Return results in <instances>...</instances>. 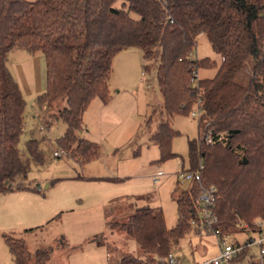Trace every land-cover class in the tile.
<instances>
[{
	"label": "trees",
	"instance_id": "1",
	"mask_svg": "<svg viewBox=\"0 0 264 264\" xmlns=\"http://www.w3.org/2000/svg\"><path fill=\"white\" fill-rule=\"evenodd\" d=\"M202 33L223 59L213 77L195 73L214 64L192 57ZM127 48L142 50L146 71L156 68L164 111L200 113L199 136L188 141L189 168L204 164L203 184L218 189L214 227L238 237L240 222L264 219V0H0V193L28 177L31 159L43 160L38 139L27 140L29 156L19 147L27 102L9 70V53H43L46 89L37 103L67 125L57 143L84 164L101 154L99 143L84 135L85 111L97 98L111 102L114 57ZM179 133L167 121L158 124L150 136L158 161L177 156L172 140ZM200 187L191 182L179 193L172 227L163 209L151 206L109 222L145 254L125 255L119 264H151L198 233L191 221ZM7 242L15 263L46 264L50 257L51 249L32 255L23 238Z\"/></svg>",
	"mask_w": 264,
	"mask_h": 264
},
{
	"label": "rangeland",
	"instance_id": "2",
	"mask_svg": "<svg viewBox=\"0 0 264 264\" xmlns=\"http://www.w3.org/2000/svg\"><path fill=\"white\" fill-rule=\"evenodd\" d=\"M37 54L42 58L45 90L44 55L40 51ZM192 57L214 61L213 66L198 68L199 78L213 77L223 60L205 33L198 36ZM11 60L12 57L9 67ZM145 62L139 48L124 49L114 57L111 102L96 111V104L102 102L97 98L91 111L84 114L89 129L84 135L99 143L101 154L84 164L67 150L61 157L54 156V151L64 148L57 139L67 125L52 120L49 115L54 110L39 105L37 94H25V131L19 147L29 156L27 140L38 139L43 160L31 159L28 177L19 179L13 190L0 193V264H15L7 237L23 238L32 255L39 248L51 249L46 264H119L125 255L145 256L134 239L109 224L115 219H127L141 206L162 208L167 225H175L177 196L191 186L178 175L190 167L188 141L199 136L198 116H171L164 111L156 68L146 71ZM163 120L180 133L172 140L177 156L158 161L160 150L151 143L150 136ZM159 171L164 174L154 182ZM116 177L122 180H112ZM21 185L29 188H17ZM45 207L57 212L43 221L39 216ZM42 213L44 216L46 211ZM248 236L242 233L238 237L244 240ZM218 251L216 235L194 231L184 236L174 253L186 264H209L205 262ZM225 264H261L259 248L253 246L244 259Z\"/></svg>",
	"mask_w": 264,
	"mask_h": 264
},
{
	"label": "built area",
	"instance_id": "3",
	"mask_svg": "<svg viewBox=\"0 0 264 264\" xmlns=\"http://www.w3.org/2000/svg\"><path fill=\"white\" fill-rule=\"evenodd\" d=\"M197 78L198 72L195 71ZM193 116H199V112H193ZM207 141L211 140V136L207 135ZM66 151L64 148H60L54 151L55 157H61L65 154ZM204 164L200 162L197 168H184L182 172L178 175L179 179H182L187 182H196L201 187L199 189L198 195L196 197L198 214L197 217L192 219L191 223L195 230L199 234H214L218 237V254L213 258L207 260L205 263L209 264H225L231 263L235 259L239 258L245 250H249L253 246L259 248V253L261 257V264H264V219L257 218L254 221V225L251 226L248 222H240L238 226L244 233H248L249 236L247 239H240L236 234L232 233H221L218 229L214 227L217 217L215 215V204L217 200V191L218 189L214 185H204L202 170ZM164 174L163 171H159L154 175V182H157ZM232 239V241H230ZM18 264V263H15ZM151 264H186L181 259L175 256L174 251L170 252L168 255L160 256L156 259L155 262Z\"/></svg>",
	"mask_w": 264,
	"mask_h": 264
},
{
	"label": "crops",
	"instance_id": "4",
	"mask_svg": "<svg viewBox=\"0 0 264 264\" xmlns=\"http://www.w3.org/2000/svg\"><path fill=\"white\" fill-rule=\"evenodd\" d=\"M15 51L16 50L11 51L9 53V58L12 57V60H11L12 65L11 67L9 66L8 67L14 79L17 81L24 98H25V94L26 95L29 93L39 94L43 92L44 91V82L42 80L43 68H42V58L40 54H37V52L31 53L27 51L26 49H24V51H21V50H18V52L17 51L15 52ZM44 61H45V57H44ZM96 105H97V109H96L97 111L100 105L102 106L106 104H104L103 102H100L99 104H96ZM90 106L87 109L88 111H91ZM102 114L104 115V113ZM24 131H25V127H24ZM88 132H89V129H88ZM44 211H46V214L42 216L43 214L42 212ZM44 211L42 210L39 216L40 218L41 217L43 218V221L48 220L49 218L53 217L56 214L57 209L53 207H45ZM248 254L249 253H247L246 256ZM245 257L240 258L238 260L240 261L241 259H244ZM238 260L233 261V263H235Z\"/></svg>",
	"mask_w": 264,
	"mask_h": 264
},
{
	"label": "water",
	"instance_id": "5",
	"mask_svg": "<svg viewBox=\"0 0 264 264\" xmlns=\"http://www.w3.org/2000/svg\"><path fill=\"white\" fill-rule=\"evenodd\" d=\"M38 187L40 188L41 186L38 184Z\"/></svg>",
	"mask_w": 264,
	"mask_h": 264
}]
</instances>
